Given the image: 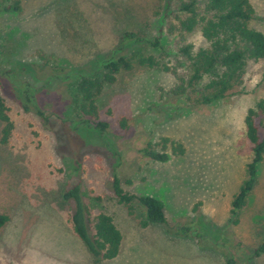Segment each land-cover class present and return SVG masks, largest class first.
I'll use <instances>...</instances> for the list:
<instances>
[{
  "label": "rangeland",
  "instance_id": "374dc122",
  "mask_svg": "<svg viewBox=\"0 0 264 264\" xmlns=\"http://www.w3.org/2000/svg\"><path fill=\"white\" fill-rule=\"evenodd\" d=\"M158 1L23 0L20 14L0 11V93L14 125L10 142L0 143V213L8 217L0 229V264H226L229 258L264 264V254L255 255L264 242V157L245 205L230 214L251 157L244 118L264 99V58L248 63L240 87L202 107L162 97L159 87L170 88L172 77L134 64L96 98L109 123L104 134L72 110L77 81L99 74L106 58L158 54L150 44L160 25L151 15ZM248 1L256 13L249 26L264 33V0ZM127 31L140 40L115 50ZM187 40L204 44L197 33ZM35 51L53 56L66 72L49 77ZM255 122L262 134L264 111ZM161 137L182 141L185 153L159 162L140 152ZM114 175L125 191L161 200L166 224L145 226L137 201L119 204L111 193ZM75 184L85 204L110 215L120 230L114 259L96 263L72 231V205L62 194Z\"/></svg>",
  "mask_w": 264,
  "mask_h": 264
},
{
  "label": "trees",
  "instance_id": "16d2710c",
  "mask_svg": "<svg viewBox=\"0 0 264 264\" xmlns=\"http://www.w3.org/2000/svg\"><path fill=\"white\" fill-rule=\"evenodd\" d=\"M0 11L17 13L23 11V0H0ZM152 17L159 20L157 35L151 47L157 55H132L106 58L102 71L94 76H82L75 85L71 98L72 110L87 128L104 134L109 123L102 120L96 98L105 84H112L122 71L139 67L157 68L173 79L166 91L159 87L161 96L181 98L189 107H202L215 103L240 87L248 63L264 58V33L249 26L256 18L255 10L248 0H159L152 7ZM197 33L204 44L196 47L187 36ZM133 39L140 37L132 31L122 33L116 42L115 50L121 51ZM34 56L45 68L49 77L62 76L66 70L57 60L40 51ZM30 88V83H21ZM30 100V98H29ZM24 110L29 107L24 105ZM259 111H264V99L249 109L244 118L246 137L251 144V157L247 164L246 179L234 194L230 214L236 215L246 203L247 197L257 182V167L264 157V125L262 134L255 119ZM42 124L49 122L44 113L36 109ZM10 108L0 93V143L7 145L12 138L14 125L10 118ZM125 119L120 120L122 127ZM34 134H36L34 132ZM140 152L153 161L165 162L172 156L185 153L183 142L168 137L149 144ZM130 185V181H126ZM111 193L119 204L129 206L134 201L143 209V225L166 224L164 204L153 196H136L124 190L120 178H111ZM64 201L72 207L68 222L74 234L84 244L93 260L114 259L120 250L122 235L113 218L105 212H93L82 199L80 185L75 184L62 194ZM100 200L99 197H96ZM8 217L0 213V229ZM264 254V242L255 250V255ZM226 264H236L229 258Z\"/></svg>",
  "mask_w": 264,
  "mask_h": 264
}]
</instances>
